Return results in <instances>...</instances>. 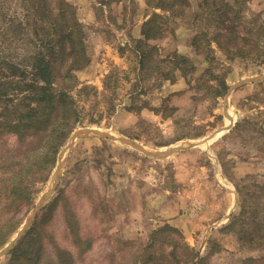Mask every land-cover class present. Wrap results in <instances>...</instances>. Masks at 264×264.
<instances>
[{"label":"rangeland","instance_id":"obj_1","mask_svg":"<svg viewBox=\"0 0 264 264\" xmlns=\"http://www.w3.org/2000/svg\"><path fill=\"white\" fill-rule=\"evenodd\" d=\"M67 1L77 9L90 57V64L75 73L79 86L71 93L82 124L59 152L61 169L57 161L48 180L35 186L39 191L34 205L0 250V264H9L33 228L29 249L37 250L41 242L44 250L38 261L27 264L162 261V252L168 254L173 243H164L160 234L149 246L153 232L168 223L162 224L166 219L156 215L148 198L139 234L137 227L126 225L130 202L124 189L110 181L116 157L134 162L138 174L141 169L150 172L162 198L177 192L179 184L187 186L189 177L196 210L204 199L229 211L227 221L219 210L216 218L184 234L201 256L218 244L212 264L264 257V247L251 248L245 242L264 238V0H178V5L176 0ZM150 19L145 27L149 39L136 36ZM17 48L22 57L29 50ZM86 129L102 134L75 138L70 146L72 136ZM118 138L132 139L149 151L183 146L196 151L198 162L179 182L172 159L185 151L148 159ZM30 141L2 136L0 156L6 149L21 159ZM193 143L202 144L190 147ZM238 188L246 213L229 228L241 209Z\"/></svg>","mask_w":264,"mask_h":264},{"label":"trees","instance_id":"obj_2","mask_svg":"<svg viewBox=\"0 0 264 264\" xmlns=\"http://www.w3.org/2000/svg\"><path fill=\"white\" fill-rule=\"evenodd\" d=\"M178 4L176 0L175 5ZM0 7V137L14 135L22 143L31 138V146L21 159H15L16 154L6 149L0 156L1 250L18 232L33 207L39 191L35 186L48 180L60 150L82 124L71 93L79 86L75 73L90 64V57L83 25L77 9L69 1L2 0ZM151 21L143 24L144 39L150 37L145 27ZM138 41L150 46L147 41ZM18 45L28 46L24 57L17 51ZM238 194L241 209L231 217L229 228L246 213L240 188ZM34 230L12 252L9 264H27L40 259L44 250L41 242L37 250L29 249H33L29 243L34 242ZM153 234L149 247L155 243V235L160 234L165 236L164 243L174 245L168 254L162 252V261L158 264H212L211 257L220 252L216 243L201 256L186 241L184 233L170 224ZM260 239L246 238L245 242L251 248L264 247V238ZM242 264H264V257H249Z\"/></svg>","mask_w":264,"mask_h":264},{"label":"crops","instance_id":"obj_3","mask_svg":"<svg viewBox=\"0 0 264 264\" xmlns=\"http://www.w3.org/2000/svg\"><path fill=\"white\" fill-rule=\"evenodd\" d=\"M142 28L143 24L140 25L138 34L136 35L139 36V38L143 37ZM132 148L136 152H141L140 156H144L143 158H153L154 160L163 158L156 155H149V153H145L135 147ZM187 150L188 149H186V151L182 150L185 152L177 154L176 157L172 159L175 171L178 174L179 182L182 181V177L184 178V176L188 177L191 175V166L198 162V154L196 151ZM147 151L155 154L163 152ZM116 160L117 162L112 164L114 173L110 174V181L117 182L116 186L124 189L123 196L128 197L130 204L126 218V225L137 227L135 231L136 234H139L140 226L146 221L148 207L146 209L145 201L146 199L148 200V198L151 199L152 210L156 215L162 220L166 219L162 224L168 223L175 226L185 235H190L194 230L205 225L208 220L216 218L220 211L223 212V217L226 219L224 221L228 220L229 211L227 214V211H225L223 207L215 206V204L210 203V200L206 201L200 199L201 204L200 208H198L199 211L194 208L193 202L195 200L196 192L191 190V180L189 177L187 186L186 183H183V185L179 184L177 192L173 190L171 192L169 191L170 196L162 198L157 192L158 188L156 187L154 189V187L158 185H154L153 182L150 181V172L141 169L140 174H138V168L134 162H127L122 157H116ZM150 183L152 184L151 188H149ZM152 191L154 193H152ZM120 192L121 191L119 190V193ZM182 211H187V214H181Z\"/></svg>","mask_w":264,"mask_h":264},{"label":"water","instance_id":"obj_4","mask_svg":"<svg viewBox=\"0 0 264 264\" xmlns=\"http://www.w3.org/2000/svg\"><path fill=\"white\" fill-rule=\"evenodd\" d=\"M91 134H97V135L100 134V135H101L102 133L99 132V131H93V130H90V129H86V130H83V131L80 132V133H76L75 135H73L72 138H71V142H72V140L75 139V138L77 139L78 137H81V136L86 137V136H89V135H91ZM103 136L110 137V136H108V135H103ZM118 139L121 140L122 142L128 144V145H131V146H133V147H135V148H137V149H139V150L144 151L145 153H149V155H156V156H158V157H165V156H168V155H170V154H173L174 152H176V151H178V150H183V149L186 148V147H183V146H179V147L171 148V149H169V150H167V151H163V152H160V153L155 154V153L148 152V151L145 150L142 146H140L136 141H134V140H132V139H129V138H118ZM210 139H212V137L208 138V139L205 140L204 142H206V141H208V140H210ZM74 142H75V141H74ZM204 142H202V143H204ZM202 143H196V144L193 143V144L190 145V147H194V146H197V145H201ZM73 144H74V143L72 142V143L70 144V146H72ZM60 157H61V156H60ZM60 157H59V161H58V165H57V168H58L57 170L61 169V167H62V163H61V159H60ZM50 194H51V192H50ZM50 194H48L45 198L42 199V201L39 203V205L35 208V210H34V212H33V215H32L30 218L27 219L26 225L24 226V228H23V230H22V233L24 232L26 226L29 224L31 218L34 216V214H36L37 210H38V209L40 208V206L46 201V198H48V196H49ZM19 238H20V237H19Z\"/></svg>","mask_w":264,"mask_h":264}]
</instances>
